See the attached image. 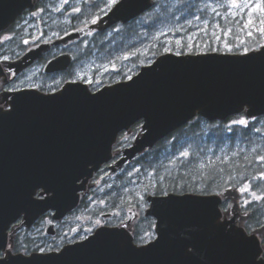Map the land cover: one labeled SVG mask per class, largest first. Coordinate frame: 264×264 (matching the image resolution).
<instances>
[{
  "label": "water",
  "instance_id": "obj_1",
  "mask_svg": "<svg viewBox=\"0 0 264 264\" xmlns=\"http://www.w3.org/2000/svg\"><path fill=\"white\" fill-rule=\"evenodd\" d=\"M27 1L0 0V29ZM150 5L151 0H119L106 16L107 23L127 21ZM80 35L81 31L71 32L63 41ZM262 46L247 53L166 51L140 66L132 80L96 90L77 80L66 81L52 92L23 87L8 93L9 107L0 114V249L6 247L8 228L18 218L29 224L53 210L52 217L58 219L77 205L88 177L111 157L118 132L135 121L142 119V133L112 167L152 146L195 114L208 120L241 111L263 114ZM43 48L25 57L34 58ZM70 59L69 53L58 54L44 69H63ZM167 193L146 196V213L155 219L156 235L145 244H135L125 227L103 224L59 250L8 253L0 258L7 264H251L258 253V264L259 236L236 224L237 217L243 216L233 207L231 217L221 219V203L233 194L231 189ZM44 232L54 233L49 219Z\"/></svg>",
  "mask_w": 264,
  "mask_h": 264
},
{
  "label": "rangeland",
  "instance_id": "obj_2",
  "mask_svg": "<svg viewBox=\"0 0 264 264\" xmlns=\"http://www.w3.org/2000/svg\"><path fill=\"white\" fill-rule=\"evenodd\" d=\"M155 1L156 0H151V3L154 4ZM208 6L210 12L214 14H217V12L213 11V9L220 11L222 7H225V13L228 14L230 4L229 0H212ZM233 11H238V9H233ZM237 16L238 19L242 18L243 23V19L246 18V10L245 13ZM206 20L209 23V19L207 18ZM163 21L165 22L156 21L147 11L140 13L131 23V25H135L137 29L135 35L122 38L121 40L109 41V44H107L110 48L107 50L102 49L100 51L99 49L93 48L90 55L73 65L72 77L86 82L91 90H95L103 85H108L118 80L127 79L126 77L136 73L140 66L151 62L156 56L166 52L164 50L166 47L169 48L170 51L180 53V50H172V46L180 47L183 41H185L187 46L182 53L192 52V50H189L188 44H193L195 41H198V44L200 38L199 36L197 37V31L199 30V32H202L200 31L201 29L204 31L206 30L204 21L202 20L198 21L195 19L191 21V23H188V21H190L188 20L187 24H185L184 20L175 17L166 20L163 19ZM216 25L210 30V33L212 36L213 33L219 35L221 39L215 41L224 47L225 41L228 42V36L225 37L223 35V32L226 30H223L221 25H219V28H217ZM187 26H191V29H187ZM189 35L194 36L191 41L188 40ZM178 38L182 39V44L180 45L175 42ZM23 41H26V39ZM36 41L39 44H48L50 41L55 42L51 37H41V39H37ZM158 48H160V53L156 51ZM53 50L55 51L56 48L50 47L46 49L45 53ZM125 57L127 58L125 59ZM133 57H136V59L134 60ZM113 65H115V67H113ZM39 70V66L28 70L26 75L29 78L26 82L39 81V79H37L39 76L35 75L39 73ZM89 80L92 82L89 83ZM40 81L43 80L40 79ZM45 81H50V78ZM1 82H3L2 77H0V83ZM21 82H23L22 78L16 81L10 78L4 82L3 86L0 84V105H2L3 108H7L8 104L1 98V93ZM241 118L243 117H237L234 118V120H239ZM142 130V119H140L118 133L112 145L111 160L103 162L88 177L85 188L80 191L81 198L79 205H77L71 213L66 214L64 221H62L63 226L66 221L68 224L66 223L67 225L65 226L67 227L72 226L74 223L77 224L81 216L83 225L89 227L91 230L94 229L97 221H99V224L107 222L114 223L120 228L125 227V229L132 234L133 238L137 237L139 231H141V235L139 236H143L144 241L151 240L155 237V219L146 213V208L149 205L146 196L155 193L151 192L147 186L160 175L159 172L165 169L168 170L166 165L173 159L169 156L180 154L187 146L180 145L178 150L175 151L167 149L163 152V157L160 158L161 161L159 163L154 166H145L142 163V156L145 155V152L149 149L155 148V142L152 146L139 151L132 159L112 167L114 162L119 158V154L122 152L123 148L132 144L134 140L141 135ZM167 142L168 141H166V143ZM158 164L162 165V168L155 171ZM110 167L112 169H110ZM260 173L258 174V181H256L258 184L253 186V188H251L252 185H250L247 192L234 189L232 190L233 194L224 199L221 204V218L231 217L233 213L232 208L234 207V211L243 216L241 218L237 217L236 224L243 227L246 233H256L261 238L260 234L264 229V192H258V190L264 187V178L260 176ZM253 192H255L257 196H260L261 199H255L252 195ZM255 202H261V205H255ZM128 211L134 212L133 216H131L132 213ZM107 212H113V214L105 219L101 214ZM44 215L48 216L49 212L41 214L40 217H37L36 220H33L29 224L24 225L22 219H17L12 223L9 226V246L7 250L14 252L11 242L13 239L20 238L21 236L31 237V249L39 250L40 248H44L45 251L48 249L57 250L64 242H59L56 247L52 248L53 246H49V236L44 235L42 231L40 232L42 235L41 239H36L38 238L36 236V232L39 231L38 227L42 226V230L44 228ZM244 216L248 217L245 219ZM128 217H130L129 221L131 222L125 223ZM33 228H35V230H33ZM86 233L87 232L83 230L76 238L80 239L86 235ZM263 238L264 236L262 235V245L260 243L261 249H264ZM2 254H4L3 251L0 252V255ZM260 255L264 257V251H261Z\"/></svg>",
  "mask_w": 264,
  "mask_h": 264
},
{
  "label": "trees",
  "instance_id": "obj_3",
  "mask_svg": "<svg viewBox=\"0 0 264 264\" xmlns=\"http://www.w3.org/2000/svg\"><path fill=\"white\" fill-rule=\"evenodd\" d=\"M211 1L156 0L147 9V12L156 21L162 22H165L163 19L177 17V19H182L187 24L188 20L205 21L208 18L209 23L206 30L204 32L197 31V37L199 36L200 39L198 44V41L192 44V52L229 51L216 42L210 33V30L217 23L221 25L223 30L229 28L232 30L231 34L228 35L227 42L232 45V52H244L245 47L251 50L264 44V38L259 33H254V36L249 38L244 32H241L242 18L238 19V16L226 14L225 7H222L220 11L215 10L219 15L210 12L208 5ZM135 19L133 18L127 22L122 33L114 40H121L135 35L137 29L135 25H131ZM187 29H191V26H187ZM236 37H240V39H236ZM111 40L113 39H107V41L97 39L98 45L96 46L99 50H107L110 48L108 44ZM241 40H244L245 43L241 44ZM186 46L187 44L183 41L180 47L172 46V50L183 52ZM159 50L160 48L156 51L159 52ZM89 53L90 49L84 54ZM133 59L135 60L136 57H133ZM237 117H243L248 121V124H233V121H237L234 118ZM166 141L168 142L166 143ZM180 145L187 146L184 151H188L189 156L170 155L169 157L173 159L166 165L168 170L165 169L159 172L160 175L147 186L151 192L155 194L168 191L212 193L221 192L228 188L240 191V188L245 184L252 185L251 188H253L258 184L256 182L258 181V174L264 171V161L257 159V157L264 155V114L248 115L245 112H239L223 119L213 120H207L202 115L196 114L183 125L160 138L155 143V148L149 149L142 156V163L145 166H154L161 161L160 158L163 157L162 154L165 150L175 151L178 150ZM201 163L205 164L206 167L201 169ZM161 166L158 164L155 171L161 169ZM262 189L258 192H264V187ZM257 204L261 205V202H255V205ZM139 235H141V231L137 233L135 240L139 243L144 242V237ZM11 245L15 251H28L31 246L30 238L26 236L15 238L12 240Z\"/></svg>",
  "mask_w": 264,
  "mask_h": 264
},
{
  "label": "flooded vegetation",
  "instance_id": "obj_4",
  "mask_svg": "<svg viewBox=\"0 0 264 264\" xmlns=\"http://www.w3.org/2000/svg\"><path fill=\"white\" fill-rule=\"evenodd\" d=\"M105 2L106 0H67V2L65 0H28L24 7L15 13L10 22L0 29V63L3 70V74L0 76L3 78V82L0 84L3 86L4 82L10 78L13 81L20 78L23 80L18 85H13L14 87L1 93L3 101L6 97H10L8 93L18 88L35 87L41 91L50 92L57 90L65 81L79 80L72 77V67L78 61L84 59L82 55L89 49L91 44L98 45L97 39L114 40L122 33L124 25L130 21L117 20L107 23L106 16L109 11L107 15L99 11L104 7ZM74 8H79L80 11L74 12ZM96 16L101 18L96 23H91ZM75 31H81V35L75 39L63 41L65 36ZM41 37H51L55 42L50 41L48 44H39L36 40L41 39ZM25 39L27 43L23 41ZM41 45L45 46L44 50L42 49L34 58L25 57L26 53ZM50 47H55L56 50L45 53L46 49ZM93 48L97 49L96 47L90 49ZM61 53L70 54L71 61L69 65L63 69L45 71L44 65L46 62ZM4 57H8V59H4ZM17 62L22 64L19 68L15 65ZM36 66L40 68L39 73L35 74L39 76L37 78L39 81L27 83L26 80L29 77L26 73ZM48 78H50V81H45ZM40 79L43 81H40ZM121 154L122 152L119 156ZM110 169L112 168L110 167ZM72 211L73 209L69 213ZM110 213L113 214V212ZM130 213L133 216L134 212L131 211ZM49 215H51L50 212ZM49 215L43 216L44 221L50 217ZM64 217L66 215L53 221L54 233L48 235L50 239L49 246H55L59 242L65 243L77 240L76 237L83 230L87 231L89 229V227L83 225L81 216L77 224L74 223L72 226L67 227L65 226L68 224L66 221L63 226ZM244 217L246 219L248 216ZM127 219L130 220V217ZM38 228L39 231L36 232L38 238L36 239H41L40 232L44 233V230H42V226ZM263 233L264 229L261 231V238L262 235L264 236ZM44 235L46 234L44 233Z\"/></svg>",
  "mask_w": 264,
  "mask_h": 264
},
{
  "label": "snow or ice",
  "instance_id": "obj_5",
  "mask_svg": "<svg viewBox=\"0 0 264 264\" xmlns=\"http://www.w3.org/2000/svg\"><path fill=\"white\" fill-rule=\"evenodd\" d=\"M65 2H67V0H65ZM119 4V0H106V2L104 3V7L101 8L99 11L101 13H103L104 15H107L108 11H111L115 6H117ZM229 4L230 7L228 9V14L232 15V16H237V15H241L243 13H245L246 10V18L243 19V24L242 27L240 28L241 32H244L245 35L249 38L254 36V33H259L260 36L262 38H264V0H229ZM233 9H238V11H233ZM59 10V9H57ZM74 12H79L80 9L79 8H74L73 9ZM213 11H215V9H213ZM258 14V15H257ZM217 15H219V13H217ZM101 17L100 16H96L91 23H96ZM188 23H191V21H188ZM239 23V22H238ZM205 24V28H207L208 25V21L205 20L204 21ZM217 28H219V25H216ZM200 31H204L203 29H201ZM231 29H227L226 31L223 32V35L225 37H227L228 35L231 34ZM214 39L219 41L221 39V37L219 35H216L215 33H213ZM194 38L193 35H189L188 36V40L191 41ZM236 39H240V37H236ZM176 44L180 45L182 44V39L178 38L176 39ZM25 43H27V41H25ZM241 44H244L245 41L241 40L240 41ZM192 44L189 43L188 44V48L189 50H191L192 48ZM224 47L231 51L232 50V46L227 43V41H225L224 43ZM264 47V46H262ZM165 51H170L169 48H165ZM250 49L248 47L244 48V52L247 53ZM180 53H177V55H179ZM127 57H125L126 59ZM4 59H8V57H4ZM113 67H115V65H113ZM128 80H132V76H127L126 77ZM89 83H91L92 81L89 80ZM10 109H14V104L10 105ZM0 114H6L5 109L3 108L2 105H0ZM233 124H239V125H247L248 121L244 118H241L237 121H233ZM180 156L182 157H188L189 156V152L188 151H183L180 153ZM227 160V158H225ZM257 159H259L260 161H264V155H261L259 157H257ZM206 165L201 163L200 164V168L203 169L205 168ZM260 176L262 178H264V172L260 173ZM161 179H163V177H161ZM250 185L249 184H245L243 187L240 188V191L242 192H246L249 190ZM164 195H168L167 192L163 193ZM253 197H255V199H261L260 196H257L255 192L252 193ZM247 203V201H246ZM97 223H99V221H97ZM82 239H84L82 237ZM39 251L41 253L45 252L44 248H40ZM260 251H264V249H260ZM258 254V253H256ZM253 256V260L251 261V264H257L256 260H255V255ZM61 255H63V253H61ZM10 259H17V258H11ZM43 259H46L47 257H41ZM0 264H7L6 260L3 258H0ZM258 264H264V257H261L260 260L258 261Z\"/></svg>",
  "mask_w": 264,
  "mask_h": 264
}]
</instances>
